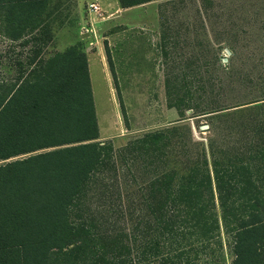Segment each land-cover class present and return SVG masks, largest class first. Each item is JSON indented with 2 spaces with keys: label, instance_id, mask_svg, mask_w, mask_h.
Returning <instances> with one entry per match:
<instances>
[{
  "label": "trees",
  "instance_id": "16d2710c",
  "mask_svg": "<svg viewBox=\"0 0 264 264\" xmlns=\"http://www.w3.org/2000/svg\"><path fill=\"white\" fill-rule=\"evenodd\" d=\"M117 1L125 10L159 0ZM62 3L0 0V264H192L222 247L223 230L228 264H264V146L246 158L203 148L181 169L155 170L138 185L142 202L125 205L115 149L100 140L84 44L47 52ZM107 60L113 71L109 52ZM186 77L165 85L178 122L197 110V91L181 95L174 81ZM118 102L126 122L119 94ZM177 129L147 133L125 150L149 172L154 160L167 162Z\"/></svg>",
  "mask_w": 264,
  "mask_h": 264
},
{
  "label": "rangeland",
  "instance_id": "374dc122",
  "mask_svg": "<svg viewBox=\"0 0 264 264\" xmlns=\"http://www.w3.org/2000/svg\"><path fill=\"white\" fill-rule=\"evenodd\" d=\"M56 11L49 54L63 51L74 42L79 13L90 20L87 26L94 24L96 35L89 41L82 39L81 43L90 52L88 70L99 136L103 137L100 140L112 142L115 149L121 175L119 182L127 197L125 205L142 202L136 195L138 185L155 170L161 171L167 166L181 169L203 148L221 157L238 153L246 158L248 149L264 146L260 145L264 141V101H261L264 98V0H169L163 19L149 12L142 19L138 15L131 17L129 21L134 26L144 25L142 30H128L124 28L123 19L118 18L100 22L102 17L87 15L86 4L79 6L78 13L76 4L69 0H63ZM154 23H164L165 28L155 29ZM163 30L169 43L161 45L156 39ZM108 33L112 37L106 39ZM115 36L135 42L128 39L114 42ZM150 37L154 38L152 45ZM181 74L187 76L186 82L183 83V78H174V81L178 80L183 87L181 95L188 87L193 86V91H197L191 101V107L197 110L186 111V119L178 122L180 115L175 109H168L165 85L168 78ZM252 102L258 103L250 104ZM222 108L230 109L213 119L208 118L210 115L192 118L203 109ZM174 125L178 129L169 146L170 157L160 163L153 158L154 162L147 165L149 172L140 158L125 150L131 141ZM207 157L211 161L209 153ZM259 164L257 168L263 169L262 163ZM209 170L212 171L211 164ZM251 171L257 169L251 168ZM214 197H217L216 192ZM209 201L213 200L209 198ZM214 203L213 209L216 207L220 217L217 199ZM141 208L143 206H135L133 210ZM133 218L136 220V216ZM225 233L221 232L222 247L214 255L201 257L192 264H228L231 248L230 238Z\"/></svg>",
  "mask_w": 264,
  "mask_h": 264
},
{
  "label": "crops",
  "instance_id": "0c3cea01",
  "mask_svg": "<svg viewBox=\"0 0 264 264\" xmlns=\"http://www.w3.org/2000/svg\"><path fill=\"white\" fill-rule=\"evenodd\" d=\"M69 2L76 4V7H78V13H79V6L81 7L82 5L86 4L87 8H88V6L90 4L97 2L101 5V8H102V15L100 16V17H102V19L100 20V22H104L105 20H110V18H118L119 20L123 19L124 28H126V29L130 30L132 28H134V29L140 28V30H142L144 25L141 23H137L134 26L129 21L131 19V17L138 15V17L142 19L146 14L149 15V13H152L157 17V19H160V18L163 19L164 18L163 14L165 12V5L168 4L169 0L154 1L151 3L145 4V5H140V6H137V7L131 8V9H125V10L120 8L117 0H69ZM105 14H107V15L105 16ZM87 15H88V13H87ZM89 21L90 20H88L87 17H84L82 13L78 14V17H76L75 26H74V32H75L73 34L74 37L72 36L74 38V42L71 43V45H74V44L80 42L84 38H88V39H86V41H89L92 39L91 36L96 35L95 29H94V24L90 23L91 27L87 26ZM163 25H164V23H161V24L154 23L152 26H154L155 29H164L165 26H163ZM166 28H168V27H166ZM85 32H88L89 35H88V33H85ZM85 35H88V36L85 37ZM107 36H109L110 38L112 37L111 33H108L106 35V39H108ZM157 37H158V39H156V41L159 42L161 45L169 43L168 42L169 38H168V36H166L164 34V30L161 33L159 32L157 34ZM130 38H132V36ZM103 39H105V38H103ZM117 39L119 40V39H128V38L115 36L113 41L117 42ZM151 39H154V38L150 37V40ZM128 40L135 42L133 39H128ZM151 45H152V40H151ZM84 48H85V44H84ZM85 52H86L87 61H88V53H90V52L88 51L87 47L85 49ZM100 53H101V51H98V54H100ZM102 60H104L103 57H102ZM100 139H103V137L100 136Z\"/></svg>",
  "mask_w": 264,
  "mask_h": 264
},
{
  "label": "built area",
  "instance_id": "2783aa9c",
  "mask_svg": "<svg viewBox=\"0 0 264 264\" xmlns=\"http://www.w3.org/2000/svg\"><path fill=\"white\" fill-rule=\"evenodd\" d=\"M88 15L100 17L102 15L101 5L97 2L92 3L87 8Z\"/></svg>",
  "mask_w": 264,
  "mask_h": 264
},
{
  "label": "water",
  "instance_id": "95a60500",
  "mask_svg": "<svg viewBox=\"0 0 264 264\" xmlns=\"http://www.w3.org/2000/svg\"><path fill=\"white\" fill-rule=\"evenodd\" d=\"M88 35H85V37H87ZM226 53H228L229 54V51L228 50H226Z\"/></svg>",
  "mask_w": 264,
  "mask_h": 264
}]
</instances>
